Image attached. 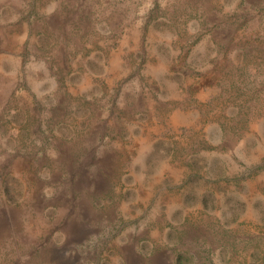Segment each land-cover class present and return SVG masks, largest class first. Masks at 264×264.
<instances>
[{
  "label": "rangeland",
  "instance_id": "rangeland-1",
  "mask_svg": "<svg viewBox=\"0 0 264 264\" xmlns=\"http://www.w3.org/2000/svg\"><path fill=\"white\" fill-rule=\"evenodd\" d=\"M83 219L81 264H264V0H0V264Z\"/></svg>",
  "mask_w": 264,
  "mask_h": 264
},
{
  "label": "bare ground",
  "instance_id": "bare-ground-1",
  "mask_svg": "<svg viewBox=\"0 0 264 264\" xmlns=\"http://www.w3.org/2000/svg\"><path fill=\"white\" fill-rule=\"evenodd\" d=\"M91 231L85 220L74 222L69 227L70 237L68 241L53 250V257L59 264H81L78 254L74 251L72 244L79 241L85 233ZM131 263L134 261L132 256L127 258Z\"/></svg>",
  "mask_w": 264,
  "mask_h": 264
}]
</instances>
